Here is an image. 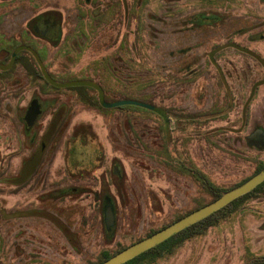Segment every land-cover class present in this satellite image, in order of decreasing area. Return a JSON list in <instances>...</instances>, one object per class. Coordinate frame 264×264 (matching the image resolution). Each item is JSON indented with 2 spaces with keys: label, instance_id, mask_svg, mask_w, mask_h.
Wrapping results in <instances>:
<instances>
[{
  "label": "rangeland",
  "instance_id": "374dc122",
  "mask_svg": "<svg viewBox=\"0 0 264 264\" xmlns=\"http://www.w3.org/2000/svg\"><path fill=\"white\" fill-rule=\"evenodd\" d=\"M43 10L61 15L59 41L28 30ZM260 20L258 0H0V264H89L210 203L198 171L250 176L264 162ZM34 97L49 107L27 132ZM123 99L166 118L102 105ZM242 202L155 264H264V195Z\"/></svg>",
  "mask_w": 264,
  "mask_h": 264
},
{
  "label": "trees",
  "instance_id": "16d2710c",
  "mask_svg": "<svg viewBox=\"0 0 264 264\" xmlns=\"http://www.w3.org/2000/svg\"><path fill=\"white\" fill-rule=\"evenodd\" d=\"M87 1H89V0H87ZM194 17H195L194 20L196 22L197 21L200 22V23H197V25H208V24L214 22V19H212V18H211L212 21L204 22L205 17L202 16L201 14H195L193 16V18ZM48 107L49 106H44L45 112L48 109ZM42 113H43V109H42V112L40 115H42ZM40 115H39L36 123L34 124V126L37 124L38 120L40 119V117H41ZM69 153H70V156L74 158V160L78 158V154H77V151L75 149H71ZM263 167H264V162L263 161L259 162L257 164L256 168L254 169L253 173L250 176H248V177L242 179L241 181H239L233 185H230V186H222V185L214 184L213 180L201 171H198V174H199L198 177H200L201 180H203L204 188H206L212 194L213 199L211 201H213L216 198L220 197L227 190L232 189L233 187L245 182L252 175L259 172ZM17 183H20V182H17ZM73 190H75V189L74 188H70V189L67 188V189H63V190L59 191L58 193H60V195H66ZM263 195H264V181L262 183H260L258 186H256L250 192L238 197L237 199L233 200L228 205L224 206L223 208L219 209L218 211L214 212L213 214L209 215L208 217L196 222L195 224H192L191 226L185 228L184 230L178 232L177 234H174L173 236H171L170 238H168L164 242L150 248L149 250H147V251L141 253L140 255L128 260L127 262H125L123 264H155L157 261L163 259L164 257L171 255L178 247L183 245L186 241L192 239L195 236L204 234L210 227L215 226V225H217L223 221L228 220L230 218V216L236 210H238L240 207H242L246 203V202L244 203L242 201H244L246 199H249V201H250V200L256 199L258 197H261ZM197 208H199V207H197ZM197 208H195L193 210H196ZM193 210H191V211H193ZM191 211H189V212H191ZM188 213H186V214H188ZM186 214L178 216L175 220L171 221L170 223L162 226L161 228H159L157 230L150 231L144 237H147L150 234H152V233L162 229L163 227L173 223L174 221L185 216ZM56 223L59 226L62 233L67 238V240L69 241V243L75 248V250L80 251L81 248L79 246L77 238L75 237V234L69 232L68 228L66 226H64L62 223H59V222H56ZM140 239H142V238H140ZM140 239H138V240H140ZM138 240H136V241H138ZM131 244H129V245H131ZM129 245H120V246L116 247L115 249H113L112 251L103 250L98 254L96 260L89 263V264H99V263L105 261L106 259L110 258L112 255L116 254L117 252L121 251L122 249L126 248Z\"/></svg>",
  "mask_w": 264,
  "mask_h": 264
},
{
  "label": "water",
  "instance_id": "95a60500",
  "mask_svg": "<svg viewBox=\"0 0 264 264\" xmlns=\"http://www.w3.org/2000/svg\"><path fill=\"white\" fill-rule=\"evenodd\" d=\"M58 34L59 31L57 30L55 37H57ZM127 104L147 108L166 118V111L163 108L146 102H141L133 99H123L115 102L102 101V105L105 107H117ZM41 112L42 105L39 102L38 98L32 99L30 106L28 107L23 117L27 132H29L30 129L34 126ZM44 145L45 144H42V146L39 148L32 160L27 164V166H25L23 170L24 175L22 176V178H20V181L18 180V182L23 181L35 169L38 159L40 158L43 152ZM263 181L264 167L259 172L252 175L245 182L233 187L232 189L227 190L220 197L216 198L210 203L189 212L185 216L163 227L162 229L132 243L131 245L127 246L126 248L122 249L121 251L117 252L116 254L112 255L110 258L106 259L105 261L99 264H123L127 262L128 260L140 255L141 253L149 250L150 248L164 242L174 234H177L178 232L184 230L192 224H195L196 222L208 217L209 215L228 205L230 202L237 199L238 197L250 192Z\"/></svg>",
  "mask_w": 264,
  "mask_h": 264
},
{
  "label": "flooded vegetation",
  "instance_id": "af4514ba",
  "mask_svg": "<svg viewBox=\"0 0 264 264\" xmlns=\"http://www.w3.org/2000/svg\"><path fill=\"white\" fill-rule=\"evenodd\" d=\"M259 1H262V2H264V0H258V2ZM251 3V2H250ZM251 5V4H250ZM51 11V10H50ZM47 11H45V12H37V13H34L28 20H27V25H32V29H30V26H29V31H31V32H33V36L36 38V39H39L40 41H42V39L44 40H48V42H51V40H57V41H59L60 39H61V25H62V21L63 20H60L61 19V16L57 13V12H55V11H51V12H47ZM39 17L40 18V20H39V22L37 23L36 22V24L34 23V22H31L30 24H29V22L28 21H31V19H33L34 17ZM50 17H53V18H50ZM264 23V20H260V24H258V23H255V22H253V24L252 23H250V25H249V30L250 29H252L251 27L253 26V25H256V26H261L262 24ZM264 29V28H263ZM262 28L259 30L260 32H258L259 34L260 33H264ZM59 31V34L57 35V37H55L56 35V31ZM21 48H22V46H20ZM13 59V58H12ZM12 60H10V62H9V64L7 65V68H10L12 65H11V62ZM6 68V69H7ZM34 98H38L40 101V103H41V105H42V109H43V113H42V115H40L41 117L43 116V114L45 113V109H44V105H43V103L44 102H42V100L39 98V97H34ZM33 99V98H32ZM24 117V116H23ZM41 117H40V119H41ZM39 119V120H40ZM38 120V121H39ZM42 146V145H41ZM37 151H38V148H37V150H36V152L31 156V158L26 162V164H25V166H27V163H29L31 160H32V158L34 157V155L37 153ZM38 162H37V165H36V167H35V169L32 171V173L29 175V176H27L22 182H20V183H23V182H25V181H27L28 180V178L29 177H31V175L35 172V170H36V168H37V166H38ZM25 166H23V168H25ZM23 168L21 169V172L19 173V175H21V173L23 172ZM24 173V172H23ZM23 176V175H22ZM18 177H21V176H18ZM22 178V177H21ZM16 183V182H15ZM20 183H17V184H20Z\"/></svg>",
  "mask_w": 264,
  "mask_h": 264
},
{
  "label": "crops",
  "instance_id": "0c3cea01",
  "mask_svg": "<svg viewBox=\"0 0 264 264\" xmlns=\"http://www.w3.org/2000/svg\"><path fill=\"white\" fill-rule=\"evenodd\" d=\"M46 10H43V11H41V12H45ZM61 33H62V31H61ZM32 34H33V32H32ZM52 43V42H51ZM15 59V58H14ZM12 62V61H11Z\"/></svg>",
  "mask_w": 264,
  "mask_h": 264
}]
</instances>
